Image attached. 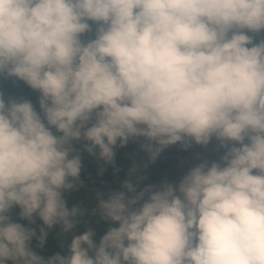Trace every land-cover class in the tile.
<instances>
[{
	"label": "clouds",
	"instance_id": "clouds-1",
	"mask_svg": "<svg viewBox=\"0 0 264 264\" xmlns=\"http://www.w3.org/2000/svg\"><path fill=\"white\" fill-rule=\"evenodd\" d=\"M0 77L38 93L0 91V264H264V0H0ZM130 142L148 162L70 206L84 153L117 175Z\"/></svg>",
	"mask_w": 264,
	"mask_h": 264
},
{
	"label": "trees",
	"instance_id": "trees-1",
	"mask_svg": "<svg viewBox=\"0 0 264 264\" xmlns=\"http://www.w3.org/2000/svg\"><path fill=\"white\" fill-rule=\"evenodd\" d=\"M259 38L260 37H258L257 39ZM0 91L4 93L5 99L11 96V97H17V98L19 97L29 98L34 103H36L37 101L38 93L32 91L22 81H17V80H14L13 78L5 79V78L0 77ZM204 149L208 151L210 154L214 155V158H217V159L219 158L217 153H214L215 147H207ZM128 151L129 150H127V148L125 147L117 149V156H116L117 166L121 169V171L119 172V175L123 177L124 175H126L128 168L131 167L134 162L133 156ZM184 151L185 150L182 147V151L180 152V154L182 155ZM180 159L181 157L178 155V157L172 158L168 162V164H172V165L178 164ZM83 164H84V170L82 172V179L85 181L86 185L97 184V183H102L103 181H107V184H110L111 188L118 189L120 187V185L117 182L113 181L112 179V176L114 174H113V169L111 166L108 167V170L105 173V176L101 177L98 175V165L94 157H91L88 154H85ZM165 167H167L166 163L164 164L163 159L159 157L158 160L154 164H150L147 170L142 172V174H145L148 176V180L144 181V183L147 184V183H150L151 181L161 182L163 180L162 177L165 174L164 173ZM67 199H68L70 206L76 203L75 202L76 197L72 195L67 194ZM16 211L18 212V209ZM40 223L42 222L38 220L37 224L39 225ZM100 224H103V222H101ZM92 227L96 229L97 227H100V226L96 223H93ZM58 243L59 241L56 239L55 235L53 234V235H50L49 240L46 243L45 248L43 250H40L39 248H36V250L40 252V254L42 255L51 256L56 251L60 250V248H58ZM35 245H36V242L34 241L33 242L34 248H35Z\"/></svg>",
	"mask_w": 264,
	"mask_h": 264
},
{
	"label": "rangeland",
	"instance_id": "rangeland-1",
	"mask_svg": "<svg viewBox=\"0 0 264 264\" xmlns=\"http://www.w3.org/2000/svg\"><path fill=\"white\" fill-rule=\"evenodd\" d=\"M207 147H215L214 153H217L218 156L222 154L223 150L219 152L216 150L217 144L215 141L210 143ZM207 147L193 144L190 150L189 149L187 151L185 150L183 154L181 155L180 152L182 151V145L176 144L173 146H169V148H167L160 156V158L163 159V163L164 164L166 163V166H167L164 169L165 174L163 175L162 179L167 177L170 181H177L188 171L189 168L195 166L196 164L202 162L203 160H209V161L217 160V158H214V155L210 154L208 151L204 149ZM125 148L129 150L128 152L133 156L134 162L136 164L142 167L144 163L148 162L146 153L140 150L138 143L130 142ZM85 154L87 153L85 152L84 155ZM178 155L181 157L178 164H175V165L168 164V162L172 158H176L178 157ZM112 179L113 181L117 182L120 185V183L124 179H126V175H124V177L119 174L113 175ZM150 183L158 184L160 182L151 181ZM109 186L110 184H107V181H103L102 183H97V184H88L86 188H81L79 191H73L69 193V195L76 197V201H75L76 203L86 202L89 199L94 201L95 194L93 192V189L101 188L102 190L106 192L108 191ZM98 225L100 227H97L95 229L97 233V237H96L97 240L99 239L100 236L103 235L105 229L107 228V225L105 223L98 224ZM79 231L80 232L84 231L83 227H81ZM58 248H59V243H58Z\"/></svg>",
	"mask_w": 264,
	"mask_h": 264
}]
</instances>
